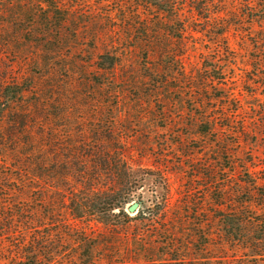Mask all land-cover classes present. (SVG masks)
I'll use <instances>...</instances> for the list:
<instances>
[{"label":"rangeland","instance_id":"rangeland-1","mask_svg":"<svg viewBox=\"0 0 264 264\" xmlns=\"http://www.w3.org/2000/svg\"><path fill=\"white\" fill-rule=\"evenodd\" d=\"M214 9L218 17L183 36L178 29L156 36L142 33L132 8L120 14L127 18L109 19L94 0H0V124L17 132L26 114L34 129L56 137L60 170L67 168L62 163L83 161L70 176L99 175V187L113 173L91 161L119 162L114 177L128 196L126 212L140 204L121 221L143 233L149 224L136 223V214L142 211L141 220L164 210L167 221L157 225L176 232L174 259L262 264L251 257L264 251V231L251 226L229 235L223 222L241 224L248 212L264 228V0H214ZM109 21L125 28L108 35ZM156 41L169 44L151 47ZM34 141L46 160L51 140ZM61 185L43 183L47 202L53 187L81 188L74 180ZM44 209L47 233L57 224L47 220L48 204ZM86 230L107 239L97 222ZM121 239V257L96 252V263L129 262L133 248ZM143 240L161 241L151 234ZM157 249L162 257L165 249ZM137 258L134 264L162 259Z\"/></svg>","mask_w":264,"mask_h":264},{"label":"trees","instance_id":"trees-1","mask_svg":"<svg viewBox=\"0 0 264 264\" xmlns=\"http://www.w3.org/2000/svg\"><path fill=\"white\" fill-rule=\"evenodd\" d=\"M76 1L84 2V0ZM94 2L106 11L104 15L109 19H115L116 16L130 11L131 8L135 9L133 14L141 21L139 25L143 30L142 33L145 35L152 33L156 36L177 29L180 30V36H183L191 26H196L201 20L208 22L211 15L218 17L220 12L214 9V0H94ZM130 3H134V7H131ZM247 5L250 7L251 2L249 1ZM128 6L131 8L129 9ZM120 16L123 19L127 18L125 15ZM118 26L117 23L109 21L103 31L108 35H113L116 30L125 28H118ZM167 44L169 42L156 41L151 47L163 48ZM20 116L18 124L22 129L17 132L3 130L0 124V222L4 223L0 225V264H74L77 260L80 264H97L93 259L96 252L114 253L111 260L121 257L122 247L125 246L121 239L123 236L127 238L126 244L128 243L133 248V257L126 264L138 263L137 257L146 258V256L162 258L150 260L148 262L150 264H203L197 258L174 259L170 255L171 251H176L174 243L177 234L173 229H161L157 225V222L166 220V218L161 219L163 217L161 213L164 210L153 211L147 219L142 218L141 220L139 217H142V211L136 214V218L133 219L136 223L140 221V223L149 224L147 231H143L144 234L138 231L137 225L131 226L132 224L121 221L129 218L131 214L126 212V205L129 204L128 196L120 194L119 180L114 177V174L119 171V162L114 159V166L109 165L108 167L110 160L91 161L93 168L96 169L98 164L103 163L106 169H109L111 174L113 173L112 178L107 179L105 186L99 187V175L77 178L70 176L71 170L76 171L77 165H84L83 161L62 163L67 168L61 171L59 168L61 163L59 166L58 158L55 159L57 157L56 137H50L49 133L34 129L33 124L28 123L29 117L26 114ZM1 122L2 116L0 115ZM39 138L51 140L46 160L40 157L42 145L34 141ZM21 139L25 141L21 142ZM72 180L79 184L80 190H55L53 187L49 197L50 201L48 199L47 202L46 189L43 186L45 181H49L50 184H54L55 181L61 182L62 188H68ZM66 198L69 200L68 205L65 203ZM46 204L49 206L47 220L50 221V225L57 224V227L53 231L43 233L45 221L43 212ZM251 215L248 212L243 213L244 220L241 224L244 226L240 223L237 225L235 219L224 220L226 234L232 235L240 228L246 230V227L251 228V226L255 231L258 229L261 232L264 231L261 225L255 223L257 218ZM225 217L235 218L233 215H225ZM77 221L86 224V228L73 225ZM93 222L102 225L107 233V239L87 234L86 229L92 228ZM136 229L137 231L132 233ZM150 234L161 241H158L157 245L147 244L143 238L149 241ZM143 235L147 236L142 238ZM4 236H9L11 242L1 241ZM71 242H74L75 247L69 249L75 254L69 255L66 261L62 255L69 249H63ZM161 246L165 249L162 257L157 249ZM190 251L186 249L185 253ZM257 252L252 255L251 260L254 263L264 264V251L259 249Z\"/></svg>","mask_w":264,"mask_h":264},{"label":"water","instance_id":"water-1","mask_svg":"<svg viewBox=\"0 0 264 264\" xmlns=\"http://www.w3.org/2000/svg\"><path fill=\"white\" fill-rule=\"evenodd\" d=\"M139 208H140V204L136 202L129 207V212L134 214L138 211Z\"/></svg>","mask_w":264,"mask_h":264}]
</instances>
